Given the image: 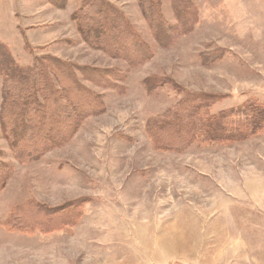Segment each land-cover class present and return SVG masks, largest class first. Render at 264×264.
Wrapping results in <instances>:
<instances>
[{
	"label": "rangeland",
	"instance_id": "rangeland-1",
	"mask_svg": "<svg viewBox=\"0 0 264 264\" xmlns=\"http://www.w3.org/2000/svg\"><path fill=\"white\" fill-rule=\"evenodd\" d=\"M103 1L143 43L142 62L83 41L72 20L82 0H0V43L13 62L49 56L75 66L100 104L68 141L28 161L0 122L9 169L0 264H264V130L181 150H160L148 130L175 107L187 113L191 103L177 106L190 96L212 101L202 111L209 122L248 103L264 107V0ZM4 84L0 73V103ZM29 202L70 206L60 215L77 221L6 227Z\"/></svg>",
	"mask_w": 264,
	"mask_h": 264
},
{
	"label": "trees",
	"instance_id": "trees-1",
	"mask_svg": "<svg viewBox=\"0 0 264 264\" xmlns=\"http://www.w3.org/2000/svg\"><path fill=\"white\" fill-rule=\"evenodd\" d=\"M48 1L62 6L58 0ZM121 17L103 0H82V6L72 15V20L90 47L111 57H122L130 64L140 63L146 59L138 50L144 48L143 43ZM6 49L0 43V73L5 80L0 122L12 150L20 152L28 161L68 141L85 116L99 112L100 104L96 96L78 83L72 73L75 66L44 56L35 58L30 67H19ZM186 103L192 104L187 113H180L175 107L149 126L151 138L160 150H181L193 143L243 141L264 130V107L257 104L248 103L241 108L230 109L209 122L202 115L203 109L213 106L209 98L190 96L177 107L183 109ZM7 120L11 128L6 131L4 123ZM161 134L166 139L160 140ZM172 138L181 144L176 146L167 142ZM2 168L6 167L0 164V190L9 170L6 168L2 172ZM27 205L18 207L20 213L14 212L6 220V227L31 232L37 225L44 231L45 228L50 229L52 223L61 227L77 221L76 217L62 218L60 215L62 211L66 214L70 206L63 210H50L38 203L29 202ZM31 216L36 219L31 220Z\"/></svg>",
	"mask_w": 264,
	"mask_h": 264
}]
</instances>
